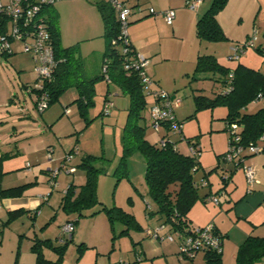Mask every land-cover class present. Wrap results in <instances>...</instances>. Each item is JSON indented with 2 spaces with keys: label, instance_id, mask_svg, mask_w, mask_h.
Returning a JSON list of instances; mask_svg holds the SVG:
<instances>
[{
  "label": "rangeland",
  "instance_id": "374dc122",
  "mask_svg": "<svg viewBox=\"0 0 264 264\" xmlns=\"http://www.w3.org/2000/svg\"><path fill=\"white\" fill-rule=\"evenodd\" d=\"M60 2L62 3V0H56L52 8L57 12L59 11L60 17L57 23H61L62 26L64 14L62 16V11L57 10V5ZM86 2L87 0L65 1V5L73 7L71 8L72 21L69 27H67L66 33H61L60 42L62 47L78 43L79 53L82 56L81 59H83L84 76L86 78H96L95 82H93L94 93L92 94L90 103L83 111L78 108L79 105L74 101L77 97L75 87L67 88L47 108L51 112L49 114L50 117H53V119L62 118V143L67 144L68 141H74L78 146L76 154L72 157V163L76 166V173L61 171L57 177L59 181L62 179V182H64L67 179V181L75 183L76 179L73 177L75 174H85L83 167H79L82 158L87 155L101 157L94 162V166L98 169L95 180V193L100 203L91 207L87 213L98 210L101 205L106 207L118 206L133 216L143 228L144 226H152L151 221L155 215L151 211L155 210V203L148 195L147 185L143 179L145 165L142 155L139 152L129 154L126 159L127 173H117V167L119 166L121 158L120 155H122L121 136L126 121L125 118L127 117L129 97L127 94H123L116 84L106 83L105 78L99 77L101 72L100 57L103 54L105 42L100 36V33H102L101 25V32L99 34H93L94 27L92 32L88 31L85 33L83 31L88 28L90 23L85 10L88 7ZM135 13H131L128 16V20ZM98 21H100L99 17L96 21L99 30L100 23ZM165 24L164 22V26ZM161 29H163L162 26ZM231 29H233V34L236 37L234 40H231V46L225 45L226 39L216 42L197 40L195 30L192 33L183 30L186 34L183 40L169 36L157 40L159 45L155 47H160L164 54L163 59V56H158L156 53L149 55L150 58L148 57L150 64H148L147 69L151 68L150 71H147L148 75L155 69L157 75L161 78L159 79L157 76V82L153 81L150 88H161L171 95L181 98L180 106L174 108V113L176 119L182 123L183 139L177 137L176 146L177 150L185 155L189 154L187 138H191V141L197 142L200 146L198 159L201 163L199 165L201 166L193 176L198 180L200 179L198 176L203 175L202 167L214 166L217 163L216 154L226 151L229 131L226 127L225 114L227 113V109L225 106L219 104L212 109L200 108L196 110L195 104H193L194 96L205 95L212 99L222 91L223 86L218 78L220 77L219 73L210 74V72H201L194 74L193 66L195 65L196 56L193 55L192 48L197 47L200 49L199 53L201 54H210L213 53L214 46H217L220 53L217 56L218 58H216L222 65L234 68L237 63H242L243 65L264 72V0H259L254 9L247 15H243V19H236ZM84 34L91 36L90 38L84 39L83 37H87ZM252 35L256 37L254 39V46L245 48L238 60L234 61L229 59L228 54L231 52V48L235 44L242 43ZM20 47V42L14 41L13 50L16 53L0 54V131L5 133L3 137L11 142L12 148L15 147L17 149H19L18 146L22 145V140H24L25 136H33L31 141L35 142L39 138H43L44 132H47L42 113L36 110L33 98L35 95H31L23 86L25 84L32 85L35 82V73L32 67L33 62L31 63L29 61V54L20 51ZM19 64L24 65V70L19 68ZM107 91H109V99L113 103L108 111H103L102 106L107 97L105 95ZM148 99L154 100V97L149 96ZM262 106H264V99L248 104L243 111L248 113L255 112ZM66 109L68 112H65ZM144 115L145 138L154 144L161 138L164 130H154V127L151 126V114L149 111L144 112ZM170 135L171 133H169ZM211 172L209 174H212ZM65 184H68V182H65ZM223 185L226 187L225 184H220L221 191L224 189L222 187ZM58 191L57 189L55 190L57 196L60 194V191ZM203 192L204 190L202 188L200 193ZM52 207L53 209H57L62 217L66 218L68 216L60 208L54 205ZM106 216L104 211H97L92 215L80 216L77 218L76 224H80V231L83 234L92 238L94 236L98 237L100 233L94 228L102 224L100 218L103 219L104 223ZM57 218L58 215L53 213L51 232L54 240L59 239H56L58 236L57 231L59 230ZM108 225L110 226V224L105 223V242H108V245L111 247L112 254H117L116 261L120 259V261H129L132 264L139 262L141 257L139 256L140 259L137 260L138 255L135 256V253H132V247L134 246L133 242H138L135 240L140 239V233L138 232L141 228H136L132 223L127 228L128 234H120L121 228L127 227L126 224L114 221L112 224L113 227L111 228L112 231L109 230L110 227ZM60 241H62L60 243L61 245L65 243L63 237L60 238ZM68 244L67 250L65 249L64 251L65 255H62L64 256V260L62 257V264H76L78 259H80V263L78 264H84L85 256L88 258L92 254L90 249H82L81 254L79 244L72 242H68ZM172 247L175 246L173 245ZM79 253L82 256H79ZM199 253L195 256H198ZM7 261L12 262V258L7 259ZM182 261L190 263L193 260L183 259Z\"/></svg>",
  "mask_w": 264,
  "mask_h": 264
},
{
  "label": "crops",
  "instance_id": "0c3cea01",
  "mask_svg": "<svg viewBox=\"0 0 264 264\" xmlns=\"http://www.w3.org/2000/svg\"><path fill=\"white\" fill-rule=\"evenodd\" d=\"M65 1L67 0H62V3L60 2L57 5V10L62 11V16L64 14L62 26L61 23H57L59 24L60 35L61 33H66V29L72 21L71 8L73 7L65 5ZM96 1L97 0H87L86 2L88 7H86L85 10L88 17L87 19L90 23L88 28L83 30L85 33L88 31L92 32L93 27V34H99L101 30L103 31L100 13L95 6ZM119 1L129 5L132 10L131 13L134 14L136 12L135 15L132 17L130 16V20H128L129 24L126 33L128 34L130 45H132L134 50L138 53L149 57V55L153 53H156L158 56L164 55L160 47H155L159 45L157 42L158 39L169 36L183 40L186 35L183 30L192 33L196 28L198 17L206 10L209 6L208 2L210 4L211 0H201V3L198 4L199 6L196 9H190L185 6L186 0ZM257 2H259V0H228L225 6L217 13L215 17L226 35V46H231V40L236 38L234 36L235 34H233V29H231L236 19H243V15H247L254 9ZM138 6H142V12L137 10L136 7ZM147 7H152L155 14L150 15L147 11ZM168 8H172L175 11V17L171 24H167L163 19V12ZM57 13L59 18V11ZM98 17L100 20L98 21L100 23L99 30L97 28L98 23L96 22ZM164 22L166 23L165 26ZM161 26L163 29H161ZM84 36H87L83 37L86 39L90 38L91 35L84 34ZM100 36L102 37L101 33ZM213 49V53L210 54L215 55V57L219 56L218 54L220 51L218 47L214 46ZM192 52L193 55L197 57V55L200 54V49L193 47ZM14 53L16 52L14 51ZM29 56V61L32 63L33 58L31 55ZM101 57L100 59L102 60ZM163 58L164 56L162 59ZM19 68L24 70L25 67L23 64H19ZM150 70L151 68L147 69L146 72ZM149 76L154 82H157L156 79L158 78L161 79L160 76L157 75L155 69L151 71ZM27 85L28 84H25L23 86L27 89ZM27 90L31 95H35L30 89ZM109 94V91L105 94L108 99L110 96ZM111 102L113 103V101ZM48 106L46 107V111L44 109V111L41 112L45 120L43 121L45 124L44 126L47 127V132H44L43 138H39L34 142L31 141L33 136L27 135L24 138L25 141L22 140V145L18 146L19 149H17L15 147L12 148L11 142L3 137L5 133L0 131V188L6 189L25 185L20 194L0 197V264H49L47 262H38L35 257L37 256L36 251L33 249V245L36 243H39V249L42 254L41 257L47 261L56 260L57 253L49 244H46L45 240H51V244L53 245H61L60 243H62V241H60V238L63 237L62 233L59 232L61 225L69 220H77L74 219L76 217L73 214H67L68 216L66 215V218L62 217L57 209H53L52 207L54 205L60 208L61 194H63L69 183L76 186L83 184L85 181V174H75L73 176L76 179L74 183L72 181H67V179L64 182H62V179L59 181L57 176L60 173H58L55 177L54 184L49 183L51 170L59 165L62 161V157H64L68 151L73 148H76L77 151L78 146L74 141H68L67 144L62 143V118L53 119V117H50L49 114L51 112L47 109ZM53 130H55V132H53ZM222 153L223 152L216 154V165L202 167L203 174H205L204 178L206 179V185L199 189L201 190L203 188L204 192L200 194L207 196L204 200L199 199L193 204L187 213V220L190 226L213 224L215 231L222 235L220 264H235L234 260L237 248L248 236L264 237V151L248 155L243 162L245 165L251 166L254 169L256 180L250 183L246 181L242 169H234L232 165L224 162L220 158ZM71 164H73L72 161ZM75 169L72 173H76ZM210 171H212V174H209ZM226 172L229 178L224 183L220 175ZM202 177L203 175L198 176V178ZM197 180L198 179H196V181ZM65 182H68V184H65ZM222 183L226 185V187L224 185L222 186L224 188L223 191H221L222 188H220V184L222 185ZM56 189L60 191H58L60 193L58 196L55 194ZM219 194L221 195L218 196ZM210 196H217V202L211 201L209 199ZM12 212H18V214L12 215ZM53 213L58 215L59 230L57 231L58 236L56 237V239L59 238L58 240L53 239L54 237L51 232V219ZM153 219L151 221L152 226H148L150 228L156 227V225L160 223L156 215ZM100 220H102V224L94 228L100 233L98 237L94 236L92 238L83 234V232L80 231V224H76L77 221L69 237L70 243L72 242L80 245L79 251L81 250V254L82 249H90L92 251L91 256H88V258L85 256L84 264H89V262L90 264H132L129 261H120V259L116 261L118 257L116 256L117 254L113 255L108 242H105V223L109 224L108 218H105L104 223L102 218H100ZM139 225L142 226L140 223ZM110 228L109 230L112 231ZM146 228V226H144V228L143 226L141 227L138 232L140 233V239L135 240L138 242H133L134 246L132 247V253H135V256L139 255L141 257L140 261L135 262V264L205 263L204 251H200L199 255L195 256L194 259L192 258L193 261L190 263L182 261L183 259L181 260L178 257L177 241L154 240L146 234ZM122 230H124V228H121L120 232ZM136 243L138 244L136 245ZM173 245L175 247H172ZM68 246L69 244L67 243L66 250ZM81 254L79 253L78 255L80 256ZM9 258H12V262L7 261ZM79 260L80 259H78L76 264L80 263ZM60 264H62V260ZM255 264H264V258L259 259Z\"/></svg>",
  "mask_w": 264,
  "mask_h": 264
},
{
  "label": "trees",
  "instance_id": "16d2710c",
  "mask_svg": "<svg viewBox=\"0 0 264 264\" xmlns=\"http://www.w3.org/2000/svg\"><path fill=\"white\" fill-rule=\"evenodd\" d=\"M227 1L211 0L206 10L198 17L195 34L199 40L216 42L226 39V35L215 16L225 6ZM95 6L102 20L103 31L101 34L105 42L101 57V69L104 64L107 65V70H105L107 71V78L101 69L99 77L105 78L106 83L116 84L120 91L129 97L127 117L125 118L126 121L121 136L122 155H120L117 173L126 174V159L128 155L133 152H139L144 159L145 170L143 179L147 185L148 195L155 203V210L151 211V213L157 216L159 222L167 224L170 229L187 233L189 232L187 228L191 227L187 220V213L197 200H204L207 196L200 194V186L196 185L197 181L193 177L194 173L200 168L199 156L194 157L190 153L188 155L182 154L179 150L174 149L171 143L160 147L156 143L153 144L146 140L145 124H143L145 119L144 112H150V105L154 100L148 99L151 95L146 93L145 87L140 81L139 71L135 69L124 70L125 55L122 53V43L118 38L120 22L118 21L116 10L113 9L114 7L107 0H97ZM41 12L46 15V24L51 36L55 60L58 61L52 82L44 84V90L49 97V104L57 100L58 96L67 88L75 87L77 97L74 101L79 105L78 108L83 111L91 101L94 93L93 82H95L96 78H86L84 76L83 59H81L82 56L79 53L78 43L62 47L57 24V11L50 6ZM4 24L5 19L0 16V31L3 30ZM193 67L194 74L201 72L219 73L220 77L218 78L222 83L223 89L228 86L227 77L232 72L230 91L225 94L221 91L212 99L205 95L194 96L193 104H195L196 110L200 108L212 109L219 104L225 106L227 109L225 114L226 123L236 121L241 126L240 138L242 144L255 142L258 137L264 135V106L255 112L248 113L243 111L258 93L264 99V72L242 63H237L234 68H230L218 62L215 55L205 53L197 55ZM190 139L187 138L186 141L191 142ZM100 158L91 155L82 158L79 167L81 166L85 170V181L78 186L69 183L63 194H61L59 207L64 213L73 214L76 217L75 219L80 216L95 214L97 211H104L111 228L114 221L127 225L121 233H127V228L132 223L136 228H141L133 216L118 206L106 207L101 205L98 210L87 213L91 207L100 203L95 193V180L98 169L94 166L95 160ZM68 166L74 165L69 163ZM221 178L225 183L226 180L222 176ZM24 186L0 188V197L20 194ZM16 214L18 212H12V215ZM69 241L70 238H67L63 245H53L51 240H45L46 244H49L57 253V258L54 261H47L41 257L39 243H36L33 245L37 255L35 257L39 263L60 264ZM203 251L204 264H220L221 252L216 253L209 249ZM262 258H264V237L250 235L237 248L234 261L235 264H255Z\"/></svg>",
  "mask_w": 264,
  "mask_h": 264
},
{
  "label": "built area",
  "instance_id": "2783aa9c",
  "mask_svg": "<svg viewBox=\"0 0 264 264\" xmlns=\"http://www.w3.org/2000/svg\"><path fill=\"white\" fill-rule=\"evenodd\" d=\"M56 0H0V16L5 19L3 30L0 31V54H12L13 42L18 41L21 44L20 51L28 53L33 58V71L35 73V82L32 85H27V89L34 92V101L36 110L39 112L44 111L49 105V97L44 90V84L52 82L54 78V71L56 70L58 61L55 60L53 45L51 43V36L47 27L46 15L43 11L46 7H50ZM116 10L118 21L120 22V33L118 38L122 43V53L124 56V70L135 69L139 71L140 81L145 87L146 93L154 97V101L150 105L151 114V126L154 130H164L162 137L156 141V144L160 147L165 146L168 143L173 145L174 149H177V137L183 139L182 135V123L179 122L174 113V108L180 106L181 98H177L174 95L166 92L164 89H151L150 86L153 83L152 78L147 74L146 68L149 64V58L145 57L141 53H138L134 48L129 45L127 26L128 16L131 14V7L125 2L119 0H107ZM186 5L190 9H196L201 3V0H186ZM139 12L143 11L142 6L136 7ZM147 11L150 15L155 14L152 7H147ZM163 19L167 24L173 22L175 17V11L172 8H168L163 12ZM256 37L255 35L249 36L242 43L235 44L231 48V52L228 54V58L231 60H238L240 54L244 52L248 46H254ZM107 65L104 64L101 71L107 78L105 71ZM232 72L228 74V86L222 90V93H228L231 89ZM262 95L260 93L251 100L252 103L261 100ZM112 106V102L106 97L103 102V111H108ZM65 112H68L66 109ZM236 121H230L227 123V130L229 131V140L226 151L222 154L221 159L232 165L234 169H242L248 183L256 180L254 169L251 166L245 165L243 162L245 158L254 153L264 151V135L258 137L255 142H249L248 144L241 143V126ZM169 133L171 135L169 136ZM173 135V136H172ZM188 150L190 155L199 156L200 146L196 142H189ZM76 148L68 151L59 165L51 170L49 183L54 184L55 177L61 171L74 172V166H68L72 161V157L76 154ZM228 173H223L221 176L224 180H228ZM197 186L206 185V179L200 178L196 182ZM209 199L213 202H217L215 196H210ZM75 221L69 220L64 222L59 232L62 233L63 239L70 237L75 228ZM190 226V225H189ZM189 232L185 233L181 230H172L167 224L158 223L156 227H147L145 229L146 234L158 241H177L178 242V257L182 259H192L195 255L203 250L209 249L216 253L221 252L222 237L214 229L213 224H206L205 226H191L187 228ZM1 240V235H0ZM139 255L137 260H139Z\"/></svg>",
  "mask_w": 264,
  "mask_h": 264
}]
</instances>
